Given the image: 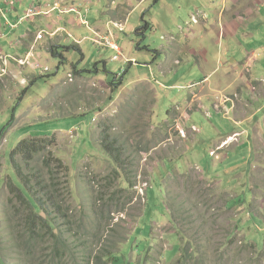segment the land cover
<instances>
[{"label": "rangeland", "instance_id": "1", "mask_svg": "<svg viewBox=\"0 0 264 264\" xmlns=\"http://www.w3.org/2000/svg\"><path fill=\"white\" fill-rule=\"evenodd\" d=\"M222 2L0 0V135L11 125L0 141V264H52L62 244V264H264V47L246 65L264 39L219 37ZM145 23L143 38L135 31ZM111 33L118 45L101 40ZM33 136H49L62 164L11 163ZM11 165L26 169L28 185L42 176L56 185L64 217L37 209L50 227L34 238L7 189Z\"/></svg>", "mask_w": 264, "mask_h": 264}, {"label": "trees", "instance_id": "2", "mask_svg": "<svg viewBox=\"0 0 264 264\" xmlns=\"http://www.w3.org/2000/svg\"><path fill=\"white\" fill-rule=\"evenodd\" d=\"M144 19V17L142 18ZM150 29V24L149 23H145L142 27H140L139 29L136 30L137 34H142L143 38L146 37V32L147 30ZM77 48H80L79 45H76V48L74 49L75 51H79L81 53V60L79 61L82 62L83 59L86 58L83 50H78ZM64 47H57L53 49V54L58 57L61 60V65H65L66 64V59L65 56L63 54L64 51ZM72 48H68L67 51H71ZM100 62H97L95 64V69L91 70V69H87L85 72H89L90 73H96V70H100ZM104 68L103 71L104 73H109V71L107 70V62L104 61ZM61 67L59 66V69ZM110 74V73H109ZM109 82V88L112 90L113 94H118L117 89L119 86H121V82L122 79H117L115 80V75H113V77L111 79L108 80ZM112 97L109 99L111 101ZM96 113H89V114H85V117H88V115H92L91 119H93L95 117ZM83 115L76 117V118H84ZM14 119V117H13ZM75 119V118H74ZM88 119V118H87ZM85 123V120L84 122ZM90 123V122H89ZM11 125H8L2 132V134L0 135V141L4 138V135L7 131L8 128H10ZM49 136H33L27 140H22L18 146L11 152V163H13V161L15 160V158L17 156L21 157V160L23 162V164H26L27 167L28 166H32L33 164H38L40 163V161L44 162V164H46L44 167L50 168L51 167V161H57V164H62L61 162H59V158L57 157H53L52 155V151H49L48 146H53V142L52 140L48 139ZM54 137V136H52ZM54 140V139H53ZM106 140V138L104 139ZM150 148V147H149ZM104 152L107 151L109 153H111L112 151H116L117 155L115 156V160H117L118 163L120 164H124L123 161H121L120 157H119V150H117L116 148L113 147L112 143H105L104 144V148H103ZM165 166L166 164L170 165V167L174 164H170L168 163L166 160H164ZM176 164V163H175ZM179 164V163H178ZM177 164V166H178ZM13 168L17 167V172L15 171V173H12L14 175V177H10V180L7 184V189L9 191L10 194L13 195L14 200L18 201L23 207H24V212H27V214H24V222H25V231L27 232V236H29L30 238H34V234L36 232V229L39 228L41 230H48L50 227V223L48 220H44L43 217L37 215L36 211L37 209H42L43 212L48 216H52L54 214V212H56L59 215H56L58 217H64V213L62 208L57 205L55 202H57L56 199V185H52L51 183H47V179L46 177L42 176L43 178H38V181H36V185H28V181L30 182L31 180V176H29L26 173V169L23 167H19L18 165H11ZM64 170H68L67 167ZM48 172H50L51 177L50 180H54V173L53 170L49 169ZM118 172L121 171H117L115 172V177H119L120 175L122 176V174H119ZM122 173V172H121ZM126 173V172H124ZM34 177H36V175H33ZM21 178V180H20ZM23 179V180H22ZM52 186V187H51ZM49 187L50 190L52 188V190L49 192ZM41 193H45L46 196H41ZM243 203V198L239 197L237 200L233 201L231 203V206H242ZM245 204V202H244ZM243 204V205H244ZM148 232V231H147ZM51 236L53 238H56V241L58 243H62L61 238L62 237H58L54 231L51 232ZM66 249V246L64 244L62 245H57L54 248V254H56V262H53L52 264H62L59 263V258H62L61 256L64 254ZM99 257V258H98ZM96 258H93V261L95 262V260L98 258V260H101L102 257L98 256ZM187 259V254H184V260ZM110 264H117L119 263V259L116 257L115 262L114 260L111 259ZM91 263V260L88 261V264ZM98 264V263H97Z\"/></svg>", "mask_w": 264, "mask_h": 264}, {"label": "crops", "instance_id": "3", "mask_svg": "<svg viewBox=\"0 0 264 264\" xmlns=\"http://www.w3.org/2000/svg\"><path fill=\"white\" fill-rule=\"evenodd\" d=\"M23 2L25 3L26 1H22L20 4H18V6L21 7ZM262 10H264V0H223L222 5L217 10V25L219 28V30H217V33L219 37L224 38L225 36H231L235 38H251L253 36L254 38L262 37L264 39V23L257 25L255 28H253L252 25H247L248 20L256 19V17L258 16H261V19H264ZM227 16L228 19L233 20L234 26L230 25L228 22L226 24L225 20H227ZM235 19H237L236 22L234 21ZM263 47L264 43L259 42V44L257 46H254V49L249 52L250 57L248 61H246V65L248 67L251 66L252 61H256L258 59L259 54H261L258 49ZM262 79H264V77ZM218 151H220V148L218 149ZM139 238L144 239L147 237L139 236Z\"/></svg>", "mask_w": 264, "mask_h": 264}, {"label": "clouds", "instance_id": "4", "mask_svg": "<svg viewBox=\"0 0 264 264\" xmlns=\"http://www.w3.org/2000/svg\"><path fill=\"white\" fill-rule=\"evenodd\" d=\"M77 11H79L78 9H76V8H73V9H71V10H69V11H67V14H69V13H77ZM195 17H193V22L194 23H196L197 22V20L196 19H194ZM84 20V22H87V23H89L88 22V20H86V19H83ZM23 21V19L22 20H20L19 22H18V24H20L21 22ZM150 24V23H149ZM143 26V25H142ZM141 26V27H142ZM140 28V27H139ZM139 28H137V29H139ZM136 29V30H137ZM150 29H151V25H150ZM149 29V30H150ZM148 31V30H147ZM136 32V31H135ZM147 33V32H146ZM43 35V34H42ZM106 37H114L113 36V33H111V34H109L108 36H105L104 37V39H101L103 42H105L106 44H107V42L105 41V38ZM41 39H43V38H41ZM113 44H116V45H118V43L116 42V41H111ZM109 48H111V47H109ZM118 48H119V46L117 47V46H115V48H111L112 50H114V51H116L118 54L117 55H115L114 56V58L115 59H118L119 58V51H118ZM121 55V54H120ZM248 61V60H247ZM131 63V62H130ZM247 69L248 70H250V67H248L247 66ZM263 78L264 77V74L263 75H261V76H259V78ZM258 78V79H259ZM263 81H264V79H262ZM253 83H255V80H254V82ZM253 83H251L250 81H249V83H248V85H250V86H252L253 87ZM243 89H244V86H243ZM264 111V102L263 103H261V107H260V109H259V112L260 111ZM262 111V112H263ZM244 132H241L240 134H237V133H234L231 137H228V138H226V140H224L222 143H221V146H220V151L223 149V148H225V147H229L230 145H232L233 143H236L235 141L233 142H230L229 140L230 139H233V138H236V139H238V137H240L242 134H243ZM219 152V151H218ZM215 154V153H214ZM240 172V171H239ZM149 231H150V229H149ZM149 231H148V233H149ZM141 232V231H140ZM264 244V243H263Z\"/></svg>", "mask_w": 264, "mask_h": 264}, {"label": "built area", "instance_id": "5", "mask_svg": "<svg viewBox=\"0 0 264 264\" xmlns=\"http://www.w3.org/2000/svg\"><path fill=\"white\" fill-rule=\"evenodd\" d=\"M85 24H88V23L85 22ZM41 36H43V35H41ZM41 38H43V37H41ZM105 41L107 42V44H113L111 41H109L108 37L105 38ZM111 48H115V46H111Z\"/></svg>", "mask_w": 264, "mask_h": 264}, {"label": "water", "instance_id": "6", "mask_svg": "<svg viewBox=\"0 0 264 264\" xmlns=\"http://www.w3.org/2000/svg\"><path fill=\"white\" fill-rule=\"evenodd\" d=\"M43 216H45V214H43Z\"/></svg>", "mask_w": 264, "mask_h": 264}, {"label": "bare ground", "instance_id": "7", "mask_svg": "<svg viewBox=\"0 0 264 264\" xmlns=\"http://www.w3.org/2000/svg\"><path fill=\"white\" fill-rule=\"evenodd\" d=\"M231 140V139H230ZM251 239V238H250Z\"/></svg>", "mask_w": 264, "mask_h": 264}]
</instances>
